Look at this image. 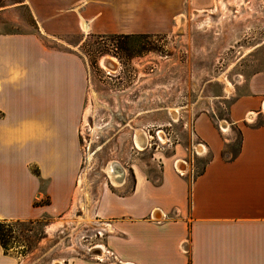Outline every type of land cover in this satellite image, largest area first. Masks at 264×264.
<instances>
[{"label":"crops","instance_id":"crops-1","mask_svg":"<svg viewBox=\"0 0 264 264\" xmlns=\"http://www.w3.org/2000/svg\"><path fill=\"white\" fill-rule=\"evenodd\" d=\"M215 1H21L33 27L0 31V225L52 223L88 204L75 197L90 117L79 52L86 37L166 35ZM166 145L132 167V180L124 167L122 183L90 196L85 215L101 233L93 245L109 259L99 262L88 247L62 264H264V71L250 77L224 124L200 114L188 145ZM198 157L207 161L195 173ZM0 264H19L1 239Z\"/></svg>","mask_w":264,"mask_h":264},{"label":"rangeland","instance_id":"rangeland-1","mask_svg":"<svg viewBox=\"0 0 264 264\" xmlns=\"http://www.w3.org/2000/svg\"><path fill=\"white\" fill-rule=\"evenodd\" d=\"M21 1L0 0V31L33 27ZM204 9L186 12L166 35L86 37L79 52L90 78L81 170L88 204L82 201L83 212L74 210L52 223H6L8 253L19 264H57L86 251L99 235L97 222L85 213L90 196L109 182L108 164L118 161L132 180V167L149 163L165 147L158 132L166 147L188 145L197 116L208 113L224 124L250 77L264 71V0H216ZM105 60L114 68L104 66ZM137 130L153 137L142 151L135 145ZM237 142L234 135V152ZM206 159H195V173Z\"/></svg>","mask_w":264,"mask_h":264},{"label":"bare ground","instance_id":"bare-ground-1","mask_svg":"<svg viewBox=\"0 0 264 264\" xmlns=\"http://www.w3.org/2000/svg\"><path fill=\"white\" fill-rule=\"evenodd\" d=\"M182 18H184V17H182ZM103 64L106 67L114 68L113 62L105 60L103 62ZM116 68H117V64H115V69ZM88 120H89V117L87 115L85 118V121L88 122ZM148 139H149L148 135L144 130H137L136 134H135L136 148L140 151L145 150V148L148 144ZM107 167H108L107 168V174H108L107 176H108L109 181L114 185H118V184L122 183V181L124 179V174H125L124 167L118 161L110 162ZM85 183H86V177H85V174H83L80 177V184H79V187H78V189L76 191V195H75L76 199L77 200L79 199V201H77V202H79V205L81 204V198L80 197H82V195L85 194V189H84ZM57 264H62V262L57 263Z\"/></svg>","mask_w":264,"mask_h":264},{"label":"built area","instance_id":"built-area-1","mask_svg":"<svg viewBox=\"0 0 264 264\" xmlns=\"http://www.w3.org/2000/svg\"><path fill=\"white\" fill-rule=\"evenodd\" d=\"M147 134H148V133H147ZM160 134H161V131L157 133L158 140L162 143V145H165V144H166V141H165V142L163 141L164 139L161 138ZM150 137L153 138L152 136H148V138H150ZM150 146H151V145H150ZM98 235H99V232H98ZM100 235H101V233H100ZM100 235H99V236H100ZM97 249H99V250L101 251V254H99V255H93L92 252H93L94 250H97ZM88 252L90 253V255H91L93 258H95V259L98 260L99 262H104V261L108 260V259H109V256H110V252L107 251V250L105 249V247H103L102 245H99V244H97V245H96V244H95V245H91V246L88 248ZM111 258L113 259L114 256L112 255Z\"/></svg>","mask_w":264,"mask_h":264},{"label":"trees","instance_id":"trees-1","mask_svg":"<svg viewBox=\"0 0 264 264\" xmlns=\"http://www.w3.org/2000/svg\"><path fill=\"white\" fill-rule=\"evenodd\" d=\"M2 112L0 111V116H2ZM5 226L6 223H1L0 225V239H1V245L6 253H8V245L9 241L6 240L7 234L5 233Z\"/></svg>","mask_w":264,"mask_h":264},{"label":"water","instance_id":"water-1","mask_svg":"<svg viewBox=\"0 0 264 264\" xmlns=\"http://www.w3.org/2000/svg\"><path fill=\"white\" fill-rule=\"evenodd\" d=\"M92 254H93V255H99V254H101V251H100L99 249H97V250H94V251L92 252Z\"/></svg>","mask_w":264,"mask_h":264}]
</instances>
